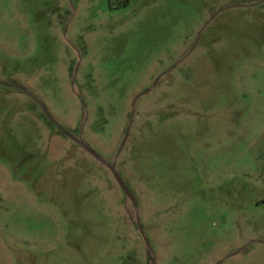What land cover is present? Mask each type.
Listing matches in <instances>:
<instances>
[{"label":"rangeland","instance_id":"1","mask_svg":"<svg viewBox=\"0 0 264 264\" xmlns=\"http://www.w3.org/2000/svg\"><path fill=\"white\" fill-rule=\"evenodd\" d=\"M0 264H264V0H0Z\"/></svg>","mask_w":264,"mask_h":264}]
</instances>
